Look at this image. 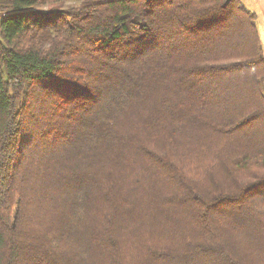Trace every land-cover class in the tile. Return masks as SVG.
Listing matches in <instances>:
<instances>
[{
	"label": "trees",
	"instance_id": "trees-1",
	"mask_svg": "<svg viewBox=\"0 0 264 264\" xmlns=\"http://www.w3.org/2000/svg\"><path fill=\"white\" fill-rule=\"evenodd\" d=\"M0 13V264H264V49L243 0Z\"/></svg>",
	"mask_w": 264,
	"mask_h": 264
},
{
	"label": "crops",
	"instance_id": "crops-1",
	"mask_svg": "<svg viewBox=\"0 0 264 264\" xmlns=\"http://www.w3.org/2000/svg\"><path fill=\"white\" fill-rule=\"evenodd\" d=\"M243 4L248 11L255 14L260 39L264 44V0H243Z\"/></svg>",
	"mask_w": 264,
	"mask_h": 264
},
{
	"label": "rangeland",
	"instance_id": "rangeland-1",
	"mask_svg": "<svg viewBox=\"0 0 264 264\" xmlns=\"http://www.w3.org/2000/svg\"><path fill=\"white\" fill-rule=\"evenodd\" d=\"M76 4H78V3H76ZM2 16H3V15L1 14V15H0V18H2ZM262 45H263V49H264V44H262Z\"/></svg>",
	"mask_w": 264,
	"mask_h": 264
}]
</instances>
